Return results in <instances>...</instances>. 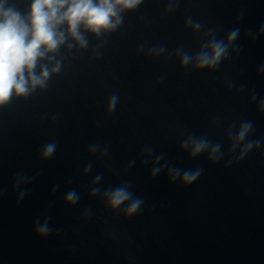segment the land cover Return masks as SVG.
Listing matches in <instances>:
<instances>
[{
  "label": "water",
  "instance_id": "95a60500",
  "mask_svg": "<svg viewBox=\"0 0 264 264\" xmlns=\"http://www.w3.org/2000/svg\"><path fill=\"white\" fill-rule=\"evenodd\" d=\"M10 3L27 13L31 0ZM167 7L143 0L117 31L85 33L88 49L61 48V72L46 89L0 107V264H264V144L237 162L227 138L230 126L250 120L248 139L264 140V33L248 36L264 26V0H180L172 14ZM189 16L204 25L200 34L186 27ZM237 27L238 50L218 69L181 68L177 48L195 54L203 31L226 38ZM155 46L166 51L149 55ZM189 133L222 144L223 159H190L180 148ZM53 141L54 156L42 161ZM92 144L107 156L91 155ZM165 163L202 173L185 187L171 182ZM154 165L163 171L152 178ZM101 173V188L130 182L143 200L135 216L90 195ZM71 190L75 205L65 200ZM45 219L51 231L40 237Z\"/></svg>",
  "mask_w": 264,
  "mask_h": 264
},
{
  "label": "clouds",
  "instance_id": "9594fccd",
  "mask_svg": "<svg viewBox=\"0 0 264 264\" xmlns=\"http://www.w3.org/2000/svg\"><path fill=\"white\" fill-rule=\"evenodd\" d=\"M142 3L143 0H31L28 12L22 13L10 0H0V107L8 105L14 96L26 98L37 89H46L51 77L61 72L63 61L57 59L61 48L67 45L70 50L77 47L88 49L89 40L85 33L102 38L117 31L123 25L124 14L135 11ZM179 4L180 0H168L166 12L174 13ZM186 27L197 35L202 32L204 25L189 16ZM261 33H264V26L256 34L250 31L248 36L255 40ZM239 36L238 27L229 31L226 38H219L216 29L209 28L200 37L199 51L191 54L181 46L176 49L175 55L182 69L213 72L229 58L232 51L238 50L236 42ZM99 47L97 45V49ZM165 51V47L155 46L149 50V55L159 56ZM258 74H264V64L258 68ZM233 86L230 82L229 87ZM118 99L115 94L110 97L107 105L109 114L115 110ZM257 99V93L252 92L251 102L256 103ZM257 110L264 114V97L259 98ZM252 131L253 122L250 120L241 121L238 127L234 124L227 129L228 152L237 153V162L264 144V140L248 139ZM180 148L193 160L206 153L212 164L220 162L224 157L222 144L192 133L186 135ZM56 149V142H48L40 152V159L45 162L50 160ZM88 151L91 155L99 154L101 158L108 154V148L99 144L90 145ZM146 151L151 156L153 150ZM162 159V155L157 156L156 164ZM134 163L130 162L129 168ZM164 168L168 169L171 182L179 180L185 187L193 185L202 173L200 168L182 170L168 167L167 163ZM91 171L92 164L88 163L83 170L84 175L87 176ZM162 171L161 167L154 165L152 178ZM102 179V173L95 176L90 195L99 197L108 210L113 213L122 211L127 218H132L141 210L143 200L134 195L130 182L101 188ZM79 199V193L75 190L67 192L65 196L69 205H75ZM50 231L47 219L43 223L37 221L38 236L45 237Z\"/></svg>",
  "mask_w": 264,
  "mask_h": 264
}]
</instances>
